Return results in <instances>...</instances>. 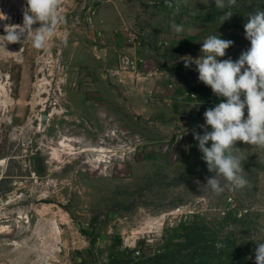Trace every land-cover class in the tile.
<instances>
[{
  "label": "rangeland",
  "instance_id": "1",
  "mask_svg": "<svg viewBox=\"0 0 264 264\" xmlns=\"http://www.w3.org/2000/svg\"><path fill=\"white\" fill-rule=\"evenodd\" d=\"M25 6L0 0V35ZM257 8L264 0H60L44 48H0V264H255L264 149L237 141L249 185L210 190L193 130L226 98L183 58L219 35L234 43L217 59L237 60Z\"/></svg>",
  "mask_w": 264,
  "mask_h": 264
},
{
  "label": "clouds",
  "instance_id": "2",
  "mask_svg": "<svg viewBox=\"0 0 264 264\" xmlns=\"http://www.w3.org/2000/svg\"><path fill=\"white\" fill-rule=\"evenodd\" d=\"M236 2L215 0V7L231 9ZM59 5L60 0H26L22 24L6 25L4 35H0V48L5 49L6 43L24 40H30L35 48H44L62 23ZM232 16L233 12L229 10L221 19L224 22ZM0 19L7 17L0 12ZM37 24L38 27H33ZM172 28L176 33L185 30L183 25L175 22ZM244 30L250 47L235 61L217 59L224 57L226 49L234 43L219 35L204 39L199 58H183L185 67L195 63L200 82L210 87L217 97L226 98L204 112L205 123L199 125L204 129L203 135L193 130L202 159L213 174L206 185L217 195L226 188L237 191L249 185L242 164L247 157L240 155L242 150L235 147L237 141L264 149V10L257 8L250 12ZM15 54L19 55L20 51ZM245 107L247 119H244ZM209 126L211 131L207 130ZM209 141L210 147L206 146ZM255 264H264V240L256 241Z\"/></svg>",
  "mask_w": 264,
  "mask_h": 264
},
{
  "label": "built area",
  "instance_id": "3",
  "mask_svg": "<svg viewBox=\"0 0 264 264\" xmlns=\"http://www.w3.org/2000/svg\"><path fill=\"white\" fill-rule=\"evenodd\" d=\"M96 1L104 2V1H110V0H96ZM94 13H95V11H94ZM96 21H97V23H96L97 30L96 31H97V33L99 35H101L102 32H103V24H104L103 22H104V20L102 18H100V17H96ZM130 37H131L132 40H134V41L136 40L135 34H130Z\"/></svg>",
  "mask_w": 264,
  "mask_h": 264
},
{
  "label": "water",
  "instance_id": "4",
  "mask_svg": "<svg viewBox=\"0 0 264 264\" xmlns=\"http://www.w3.org/2000/svg\"><path fill=\"white\" fill-rule=\"evenodd\" d=\"M100 55H101L102 57H105L104 50H101V51H100Z\"/></svg>",
  "mask_w": 264,
  "mask_h": 264
},
{
  "label": "crops",
  "instance_id": "5",
  "mask_svg": "<svg viewBox=\"0 0 264 264\" xmlns=\"http://www.w3.org/2000/svg\"><path fill=\"white\" fill-rule=\"evenodd\" d=\"M97 17H100V14H98V16H97ZM103 31H104V30H103ZM102 33H103V32H102ZM101 35H102V34H101ZM101 35H100V36H101Z\"/></svg>",
  "mask_w": 264,
  "mask_h": 264
},
{
  "label": "bare ground",
  "instance_id": "6",
  "mask_svg": "<svg viewBox=\"0 0 264 264\" xmlns=\"http://www.w3.org/2000/svg\"><path fill=\"white\" fill-rule=\"evenodd\" d=\"M19 4V3H18ZM1 21V20H0Z\"/></svg>",
  "mask_w": 264,
  "mask_h": 264
}]
</instances>
